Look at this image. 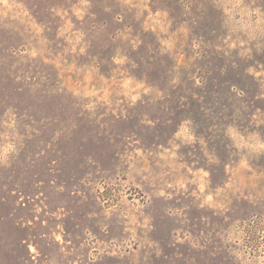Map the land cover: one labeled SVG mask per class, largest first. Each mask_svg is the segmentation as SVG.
I'll list each match as a JSON object with an SVG mask.
<instances>
[{
    "label": "rangeland",
    "instance_id": "obj_1",
    "mask_svg": "<svg viewBox=\"0 0 264 264\" xmlns=\"http://www.w3.org/2000/svg\"><path fill=\"white\" fill-rule=\"evenodd\" d=\"M0 264H264V0H0Z\"/></svg>",
    "mask_w": 264,
    "mask_h": 264
}]
</instances>
